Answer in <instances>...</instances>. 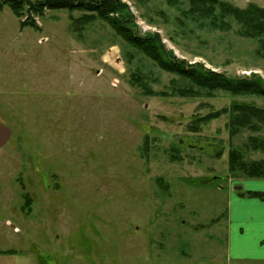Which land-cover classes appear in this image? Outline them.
<instances>
[{
    "label": "rangeland",
    "instance_id": "1",
    "mask_svg": "<svg viewBox=\"0 0 264 264\" xmlns=\"http://www.w3.org/2000/svg\"><path fill=\"white\" fill-rule=\"evenodd\" d=\"M124 1L179 58L264 79L258 40L219 8L214 25L189 0ZM81 14L48 10L35 28L0 9V119L12 129L0 148V250H14L0 264H264L234 256L227 220L232 189L251 180L228 177L229 151L264 159L244 147L254 133L231 137L229 114L190 127L233 102L264 108V96L182 95L188 82Z\"/></svg>",
    "mask_w": 264,
    "mask_h": 264
},
{
    "label": "trees",
    "instance_id": "2",
    "mask_svg": "<svg viewBox=\"0 0 264 264\" xmlns=\"http://www.w3.org/2000/svg\"><path fill=\"white\" fill-rule=\"evenodd\" d=\"M177 4L179 0H166ZM192 15L214 17L216 25V9H220L221 18L230 16L244 28L245 34L259 42L258 54L264 58V7L254 3L245 8L233 7L220 0H189ZM8 6L21 19V26L40 28L36 18L43 16L48 10L66 9L82 14L77 22L86 24L101 19L111 25L115 31L129 44L143 51L162 69L176 73L189 83L177 89L182 95L198 97L200 94H214L217 91L237 96H264V79L257 74L244 77H232L224 72L207 68L201 62L190 63L179 58L173 50L165 45L160 32L141 33L136 16L131 6L124 0H0V9ZM229 114L228 130L231 137L243 130L252 131L244 143L245 149L264 153V108L246 102H233L229 107L211 111L207 115L197 116L191 124V131L199 132L202 126L221 116ZM214 148L219 147L213 142ZM222 147V146H221ZM223 155L218 149L216 157ZM229 178L264 179V159L247 160L239 148H232L228 157ZM208 180V179H207ZM204 182H206L204 180ZM249 197L264 199V192L247 191ZM29 208V207H28ZM13 250L0 253H11Z\"/></svg>",
    "mask_w": 264,
    "mask_h": 264
},
{
    "label": "crops",
    "instance_id": "3",
    "mask_svg": "<svg viewBox=\"0 0 264 264\" xmlns=\"http://www.w3.org/2000/svg\"><path fill=\"white\" fill-rule=\"evenodd\" d=\"M245 182L244 191L232 189L231 193L227 215L230 249L236 257L264 263V199L244 194L247 191L264 192V179Z\"/></svg>",
    "mask_w": 264,
    "mask_h": 264
},
{
    "label": "water",
    "instance_id": "4",
    "mask_svg": "<svg viewBox=\"0 0 264 264\" xmlns=\"http://www.w3.org/2000/svg\"><path fill=\"white\" fill-rule=\"evenodd\" d=\"M12 129L4 124L0 119V148H2L11 138ZM184 140L181 139L180 143H183ZM242 189V187H240Z\"/></svg>",
    "mask_w": 264,
    "mask_h": 264
}]
</instances>
